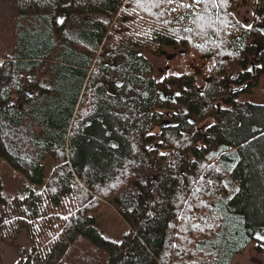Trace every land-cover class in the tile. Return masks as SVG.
I'll return each mask as SVG.
<instances>
[{
    "label": "trees",
    "instance_id": "1",
    "mask_svg": "<svg viewBox=\"0 0 264 264\" xmlns=\"http://www.w3.org/2000/svg\"><path fill=\"white\" fill-rule=\"evenodd\" d=\"M185 3L0 0L15 18L0 53V238L26 230L34 244L48 204L72 205L24 264H233L252 242L264 253V104L237 98L264 77V0ZM165 48L208 60L204 84L190 69L156 78L147 54ZM108 205L130 227L121 241L99 227Z\"/></svg>",
    "mask_w": 264,
    "mask_h": 264
},
{
    "label": "rangeland",
    "instance_id": "2",
    "mask_svg": "<svg viewBox=\"0 0 264 264\" xmlns=\"http://www.w3.org/2000/svg\"><path fill=\"white\" fill-rule=\"evenodd\" d=\"M237 20L246 26L254 23L253 10L250 7H240L235 11ZM15 18L7 6L0 4V53L7 47V44L13 41V28ZM264 49V44H263ZM147 56L155 63V76L158 79L166 77L169 73L182 72L190 69L195 71L198 81L204 84L208 76L210 62L208 60L193 59L183 49L165 48L164 53L160 56ZM239 101L250 100L255 103L264 104V77L260 80L259 86L252 93L241 94L237 97ZM8 165L0 160V173L7 171ZM20 188L21 186L13 183L8 184ZM47 201H45V205ZM72 205L69 199H66L59 206L48 204L46 213L42 216L41 222H38L34 244L29 237V233L24 230L14 244L8 245L0 238V254L3 257V264H24V260L31 254L34 245L36 249L42 250L43 246H49L53 239L58 238L61 231L59 219L66 218L72 211ZM1 211V205H0ZM1 213V212H0ZM99 227L106 237L113 240L121 241L127 234L130 227L122 219L121 215L110 205L103 207L102 214L98 220ZM1 237V235H0ZM233 264H264V253H260L255 248V243L248 247L247 250L238 254Z\"/></svg>",
    "mask_w": 264,
    "mask_h": 264
},
{
    "label": "snow or ice",
    "instance_id": "3",
    "mask_svg": "<svg viewBox=\"0 0 264 264\" xmlns=\"http://www.w3.org/2000/svg\"><path fill=\"white\" fill-rule=\"evenodd\" d=\"M167 3H173V0H167ZM201 3H205V4H207L208 3V0H193V3L192 4H187V3H185V4H182L181 5V7H183V8H192L194 5H199V4H201ZM173 11H175V9H173ZM197 15V17L201 20V21H203L204 19H205V17L203 16V15H200L199 13H197L196 14ZM61 24H63L64 23V21L63 20H61V21H59ZM250 27V26H249ZM187 31H191V29H186ZM197 47H201V46H197ZM249 70H251V69H249ZM260 239H264V236H261L260 237Z\"/></svg>",
    "mask_w": 264,
    "mask_h": 264
},
{
    "label": "water",
    "instance_id": "4",
    "mask_svg": "<svg viewBox=\"0 0 264 264\" xmlns=\"http://www.w3.org/2000/svg\"><path fill=\"white\" fill-rule=\"evenodd\" d=\"M258 30L260 31V32H262L263 33V35H264V25H259L258 26ZM162 98L163 99H168L167 97H165L164 95H162ZM169 115V114H168Z\"/></svg>",
    "mask_w": 264,
    "mask_h": 264
}]
</instances>
